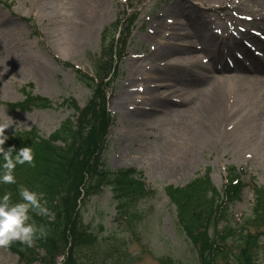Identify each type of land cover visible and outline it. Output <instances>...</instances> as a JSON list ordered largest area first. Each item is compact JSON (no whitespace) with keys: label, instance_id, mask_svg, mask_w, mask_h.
I'll use <instances>...</instances> for the list:
<instances>
[{"label":"rangeland","instance_id":"obj_1","mask_svg":"<svg viewBox=\"0 0 264 264\" xmlns=\"http://www.w3.org/2000/svg\"><path fill=\"white\" fill-rule=\"evenodd\" d=\"M79 1L0 0V123L13 124L6 130V135L35 130L48 139L67 119L74 117L76 120L70 101L83 108L93 92L77 78L75 69L84 73L91 71L102 57V47L109 44L107 39L115 34L118 21L138 13L124 41L122 51L128 58L114 61L112 67L108 65L101 70L103 77L112 75L117 64L118 75L109 83L107 95V106L114 116L107 121L102 160L109 170L134 169L141 173L151 193L137 203L135 213L141 218L129 233L127 221L122 220L117 202L112 198L113 193L109 189L100 193L95 190L94 185L98 183L95 175L87 181L89 185L76 226L97 235L103 230L100 237L108 235L111 241L115 240L111 249H117L114 254L123 256L113 255L114 264L124 259L126 264H161L166 258L177 264H199L198 249L185 235L176 207L167 193L171 188H185L208 173L211 186L225 206L229 201L225 187L230 180L225 179L226 169L231 166L236 173L245 171V176L241 177L245 188L241 200L230 207L228 220L232 222L234 215L238 219L251 217L253 190L264 185L263 94L256 98L252 93V100L247 101L244 97L248 98V94L239 97L237 89L228 87L225 91L227 107L221 117L224 123L222 120L212 142H203L188 132L184 135L180 132L183 126L194 129L206 125V118L195 115L200 112L196 111L201 109L203 112L205 94L216 86L214 83H220V76L232 71L238 61L246 60L247 46L264 52L255 45L258 40H254L258 39V34L264 38V0H98L89 7ZM228 1L233 8L214 9ZM83 20L90 31L82 41L75 42L74 34L79 31L75 26H81ZM159 22L163 27H158ZM125 28L126 23L122 29ZM104 31L109 33L105 43L102 41ZM192 34L203 35L204 49L190 48L203 64L167 65L166 59L174 54H168L166 48L174 41L173 38L164 40L166 36L179 38L185 46L195 41ZM232 41L237 45L232 46ZM141 54L143 58H134ZM249 54L258 60L253 65L251 59L247 61L248 75L245 76L264 81V53ZM199 73L205 77H200L201 81L193 86L188 80H194ZM138 79L141 81L137 82ZM126 83L143 90L137 91L138 94L130 90L128 93V88L126 91L124 88ZM156 86H166L168 97L162 90L156 91ZM185 88L187 93L180 96ZM256 88L264 91L260 85ZM28 94L48 100L50 108L25 112L13 110V106L26 101ZM174 99L182 100L178 108L159 109L161 104H173ZM133 101H139V104L134 105ZM129 107L135 109L129 110ZM251 181L255 183L249 186ZM121 231L130 234L125 249L120 247L119 240H112ZM209 231L210 237L216 235L215 229ZM250 231L257 230L250 228ZM148 243L152 252L146 247ZM231 244L232 240L224 243L233 249ZM110 246L103 242L99 251L96 250L101 256L91 264H104L102 256L108 257L105 254H110ZM31 249L32 254L21 261L10 250L0 248V264H45L43 251L35 244ZM237 253L236 248L232 255L219 258L216 264H237ZM88 255L89 251L81 250V256ZM58 259L63 264H69V260L75 264V257L68 248L57 254L55 260ZM256 260V264H264V237Z\"/></svg>","mask_w":264,"mask_h":264},{"label":"trees","instance_id":"obj_2","mask_svg":"<svg viewBox=\"0 0 264 264\" xmlns=\"http://www.w3.org/2000/svg\"><path fill=\"white\" fill-rule=\"evenodd\" d=\"M78 75L85 86L99 91L94 79ZM47 102L48 100L44 98L27 95L26 101L14 106L13 109L25 112L34 108H50ZM72 105L75 106L73 103ZM104 117L105 115H99L95 107L91 106L77 123L68 120L48 139L41 137L35 130L7 134L10 139L5 145L6 149L12 145H15L17 149L25 146L34 148L35 166L17 165L14 173L17 183L0 184V195L11 192L12 200L19 201L20 185L44 194L43 199L46 201L50 215L41 216L33 213V218L37 225H42L47 230L46 237L36 240V243L44 248L47 258L54 256L60 246L66 248L69 238L72 243L75 238L76 246L85 245L87 240H92V248L97 249L101 241L106 240H98V235H92L95 236L93 239L89 237L90 232L88 235L79 234L80 228L76 226L80 211L78 202L82 198V193L85 192L87 178L96 175L99 186L110 189L113 200L117 202L119 215L126 219L129 217L127 224L130 227L141 218L138 213H135V208L142 199V184L135 172L111 171L102 161L106 131ZM207 174L193 180L185 188H171L167 193L171 203L176 207L179 222L187 238H190L198 249L200 264H216L219 258H227L231 254L230 250L220 244L221 238L208 235L210 229H216V226L223 222L227 224L223 227V231L238 242V255L241 257L238 264H253L256 258L255 250L259 248V237L264 236V189L255 192V206L252 208L251 218L245 221L246 224H253V226H235L228 222V208L233 201L239 199L242 191L241 182L229 185L227 194L231 195L227 196L230 203L225 207L222 206L219 195L211 186ZM95 190L98 191V187ZM250 228L263 231L256 232L255 237H257L252 238ZM124 238L120 234L115 235L120 247L126 248L127 242ZM113 245L111 244L108 249L110 254L117 251V249H111ZM9 249L20 258L31 254V248L19 242H14ZM110 254L105 256H111ZM90 256L94 258L99 257L100 254L93 253ZM161 264L177 263L166 258Z\"/></svg>","mask_w":264,"mask_h":264},{"label":"bare ground","instance_id":"obj_3","mask_svg":"<svg viewBox=\"0 0 264 264\" xmlns=\"http://www.w3.org/2000/svg\"><path fill=\"white\" fill-rule=\"evenodd\" d=\"M98 0H80L79 4H83L86 3L87 7H89L90 5L95 4V2ZM223 8V9H229V8H233L231 7V3L225 2L222 3L219 6H216L214 9L216 8ZM87 9V8H86ZM197 18V16H196ZM205 19V16H204ZM199 21H201L200 19H198ZM205 24L204 22L202 23V25ZM77 27V29L79 30L78 32H76V34H74V39L73 41L75 42H80L82 41L81 39H84V36L87 37L90 31L89 25L85 23V20H83V24H81V26H75ZM158 27H163L162 23L159 22L158 23ZM82 31V32H80ZM197 33V31H196ZM80 35V36H79ZM195 38V41H191L190 43L186 44L185 46L181 45V43L179 42V38L177 37H173L172 35H169L166 37L167 40L169 38H173L174 43L173 44H169L168 47L166 48V52L168 54H174L171 57H168L169 59H166L169 63H167V65H171V66H177V65H194V64H200L202 65V61L197 59L196 55L194 54L195 51L193 52V50H190V48H196L199 50H202V43L203 42V35H194L192 34ZM251 35V34H248ZM199 45H196V44ZM237 45V43L235 41H232V46ZM258 46H260V49L264 50V42L260 39H258ZM243 46V45H242ZM202 47V48H200ZM236 48V47H235ZM159 50H162V48H160ZM158 50V51H159ZM190 51V52H188ZM181 53H184V55H180ZM250 52L248 50H246V60H245V64L248 63L247 61H249L251 59V64L253 65L258 59L254 58L252 55L249 54ZM264 53V52H263ZM159 56V55H158ZM157 56V57H158ZM156 57V58H157ZM219 59V58H218ZM244 61H239L237 62L236 66L232 69V71L228 72V73H224L222 74L223 76H220L219 82L220 83H214L216 86L212 88L210 93H206V97H205V104L202 107L203 108V112H201V109L197 110V112H199V114H195L198 116H203L204 118H206V125H201L198 128H187V127H182L181 129V134L184 135L185 133H189V135L191 134L193 137L197 138V140H201L203 142H205V140H208V142H212L214 139V135L216 133V130L220 129V123L222 122L223 118L221 119L222 115L224 117V113H225V108L227 107V102H226V92L228 90V87H234L235 89H237L236 94H238L239 97L243 96L244 94H248V98L244 97L245 100L247 101H251L252 100V93L253 96H255L256 98L259 97V94L262 93L263 97H264V91H259L258 85L264 87V81L252 76H245L248 75V71L245 67V65L243 64ZM243 64V65H242ZM230 70V69H229ZM215 75V74H214ZM200 77H205V75L203 73H199L198 75H196L193 79L188 80V82H192L191 84L194 86V83H199L197 82L199 80ZM201 78V79H202ZM218 77L216 76V79ZM201 81V80H199ZM190 83H187L186 85H189ZM186 87V86H185ZM165 89V90H164ZM167 87L166 86H156L155 90L156 91H160L162 90V93H166ZM191 90V89H190ZM189 92V91H188ZM224 92V93H222ZM184 93H187L186 88L182 90V93L180 92V96L184 95ZM222 93V94H221ZM228 93V92H227ZM201 96H203V94H201ZM166 97V98H167ZM175 102V103H174ZM174 102H171L173 104L170 103H164L160 105L159 109H166V107L169 106H173L174 108H178V104L182 103V100L176 101L174 100ZM225 107V108H224ZM194 107L191 108V110ZM169 109V108H168ZM181 111V110H180ZM224 111V112H223ZM188 111H186L187 113ZM200 113H202L200 115ZM189 113H187L186 115L188 116ZM205 121V120H204ZM224 123V120H223ZM222 123V125H223ZM210 124V126H208Z\"/></svg>","mask_w":264,"mask_h":264},{"label":"clouds","instance_id":"obj_4","mask_svg":"<svg viewBox=\"0 0 264 264\" xmlns=\"http://www.w3.org/2000/svg\"><path fill=\"white\" fill-rule=\"evenodd\" d=\"M12 123H0V184H16L14 175L17 165L30 164L35 166L34 148L25 146L17 149L15 145L5 148L10 139L6 130ZM19 201L12 200V193L5 192L0 195V248H10L14 242L34 246L39 238L47 235V230L42 225H37L33 218L36 215H50L46 207L44 194L34 191L27 186L18 188Z\"/></svg>","mask_w":264,"mask_h":264}]
</instances>
